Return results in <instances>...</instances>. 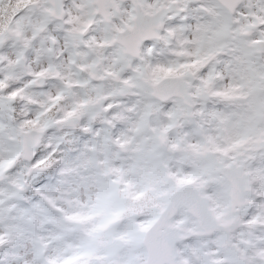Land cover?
Here are the masks:
<instances>
[{
	"label": "clouds",
	"instance_id": "clouds-1",
	"mask_svg": "<svg viewBox=\"0 0 264 264\" xmlns=\"http://www.w3.org/2000/svg\"><path fill=\"white\" fill-rule=\"evenodd\" d=\"M0 264H264V0H0Z\"/></svg>",
	"mask_w": 264,
	"mask_h": 264
}]
</instances>
